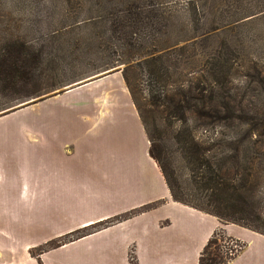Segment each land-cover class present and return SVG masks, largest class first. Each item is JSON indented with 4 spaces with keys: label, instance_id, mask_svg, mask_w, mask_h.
Wrapping results in <instances>:
<instances>
[{
    "label": "crops",
    "instance_id": "0c3cea01",
    "mask_svg": "<svg viewBox=\"0 0 264 264\" xmlns=\"http://www.w3.org/2000/svg\"><path fill=\"white\" fill-rule=\"evenodd\" d=\"M149 150L121 71L0 114V264H198L218 229L229 264H264V235L174 202Z\"/></svg>",
    "mask_w": 264,
    "mask_h": 264
},
{
    "label": "rangeland",
    "instance_id": "374dc122",
    "mask_svg": "<svg viewBox=\"0 0 264 264\" xmlns=\"http://www.w3.org/2000/svg\"><path fill=\"white\" fill-rule=\"evenodd\" d=\"M161 9L163 11H158ZM251 14L252 17L242 20V23L239 22L242 26L236 27L237 23L228 24L230 21H240ZM164 25L167 28H163ZM106 29L108 31L103 38L107 39L104 40L109 57L95 56L91 60L88 59L90 66H85L82 71L100 67L101 70L98 71L100 73L90 72L84 76L86 79L108 71L122 72L128 63L141 64L142 56L155 47L163 48L185 37H195L192 43L190 41L187 44H180L179 46L186 48L171 56L175 62L171 63L170 78L155 75L152 78L145 72L132 69L129 72L128 83L129 92L135 101L134 105L142 118L143 126L146 127L149 144L152 138L159 139L163 158L175 172L174 179L177 184L181 185L186 193L191 191L200 195L195 184L200 172L189 164L192 160L185 157L184 147L187 143L193 144L196 152L212 149L210 156L225 157V154H222L224 149L228 150L227 152L230 149L227 148V144L231 143L232 147L234 143L239 145L243 129L251 128L256 134V138L253 139L259 141L255 147L264 157V84L258 86L251 78L255 72L264 70V0H0V113L60 93L57 91L43 96L45 98L40 97L47 93L46 90L49 91L47 84L53 81L55 85L64 83L59 90H65L69 87L68 84L76 82L70 80L75 75L64 67L67 71L65 78H55L53 81L47 79V83L41 85L43 86L41 88L31 86L26 87L27 92L12 93L11 78L4 74L5 69H9L5 63L14 59L19 50H24L21 49L23 47L21 42L27 43L24 45L31 46L34 50L50 48L61 38L64 40L70 38L71 40L66 42L73 46L76 41L86 45L89 41L88 34L92 32L96 39L92 43L93 47L87 51L98 52V49L105 47L100 34ZM126 34L134 38L132 48L120 39V37L126 39ZM44 58L42 60L44 68L55 61L54 56ZM225 60L231 61L230 66ZM212 67L220 69L221 107L217 105L210 107L206 104L205 108H202L198 103L201 97L199 95H210L208 90L212 79L209 73ZM78 72L80 74L79 70ZM183 87L189 89L187 92L189 104L178 103L180 95L185 94L182 91ZM216 90L217 95L220 92ZM172 98L175 103L169 108L168 103ZM218 109L221 116L234 113L246 115L245 117L253 121L250 120L248 126L244 128L241 121L224 122L207 118L215 116ZM181 114H184L186 119L183 120ZM233 138L236 142H232ZM252 172L258 180L253 192L256 198L252 205L264 214V162L261 167H254ZM202 198L207 199L206 196ZM157 205L158 203H155L149 208ZM186 206L192 208V204L186 203ZM196 207L198 208L192 209L205 213L200 206ZM146 208L148 207L143 209ZM129 214L122 218L110 219L102 226L133 216ZM220 222L222 225L232 224L226 220ZM260 223L264 225V220L255 222L252 229L264 235V227L260 226ZM99 227L101 226L97 225L92 229L78 231L72 236L56 239L33 253L38 257L43 251L57 248L56 245L89 234ZM211 238L210 248L203 249L201 253V256L203 254V257H200L203 260L201 264H209L212 257H216L219 264H224L229 258L233 260L244 246L241 241L228 237L223 229L215 231ZM131 264L136 263L131 261Z\"/></svg>",
    "mask_w": 264,
    "mask_h": 264
},
{
    "label": "trees",
    "instance_id": "16d2710c",
    "mask_svg": "<svg viewBox=\"0 0 264 264\" xmlns=\"http://www.w3.org/2000/svg\"><path fill=\"white\" fill-rule=\"evenodd\" d=\"M158 11H163V9L158 10ZM253 14L247 15L241 18L240 21H234V22L230 21L228 24L237 23V25H235L236 27L242 26V24L240 25V23H242L241 21L252 17ZM163 28H167V26L164 25ZM113 30H116V29H113ZM107 31L108 30L106 29L104 33L100 34V38H102V40L106 39V37L103 38V36H105ZM53 34H55V32ZM87 39L89 41L86 43V45H81L79 44V42L74 40V42L76 41V43H74V46H73L72 44H68V42H66V40L70 41L71 40L70 38H67L66 40L61 38L58 40L57 44H52L50 48H46V49L44 48L45 50L42 48L41 49L38 48L37 50H34L32 49L33 47L31 46L28 47L24 45L27 43L21 42L20 44H22L23 46L21 47V49H24V50L23 51L19 50L18 54L16 55L14 59H11V61H7L5 64L6 66H9V69L8 70L5 69V73L4 71H2L5 74V76L11 78V81H12L11 84L13 85L11 92L12 93L15 92V94H19L22 91L27 92V90L25 89L31 86H38L37 88L39 87L41 88L43 87L41 85L47 83L46 82L47 79H49L50 81H53L55 78L56 79L60 77L65 78L67 71H70L75 75L74 78L70 80L76 81V82H73L67 85V86H70L74 83H78L86 79L84 78V76H86L90 72L93 73V72L100 71L101 67L98 69L91 68V70H88L89 68H87L85 69V71L81 70L82 68H85V66H90V64L87 62L88 59L91 60L95 56H97L98 58L99 57H102V58L109 57L107 53L108 48L106 47L107 44L105 40H104L105 47H102V49L100 50L98 49V52H95V50L87 51L88 49L93 47L92 43L96 39L94 38L92 32L88 34ZM120 39L123 40L124 44H126L127 46L131 48L134 46V38L132 36L127 35L126 39L123 37H120ZM194 39L195 37L193 36L185 37L181 40L175 41V43L171 46H166L163 48L155 47L153 50L146 52L142 56L141 59L143 61L141 64L138 63L136 65H132V64L129 65L128 63L127 64L128 66L124 70H122L123 78L126 82L127 87L129 88L128 86L129 72L132 69H136V71L138 72L140 71L141 73L145 72L146 74L149 75V77H152V78L154 77V75L156 77L160 76L162 78L163 77L170 78L169 73H170V68L172 66L171 63L175 62V60L171 58V56L174 55L177 51H183L186 48V46H179L180 44L182 43L187 44V43H190V41L192 43ZM72 48H74V50H72ZM126 55L129 57L128 54ZM44 56L45 57L46 56L55 57V61L52 62V64L48 66L49 68L42 67V63H43L42 60L45 59ZM226 63H228V66H230L231 61L227 60ZM123 64H126V63H123ZM64 67L67 68V71ZM78 70L80 71V74ZM219 71L220 69L217 70L215 67H212L210 70L209 76H211L210 78L212 79V82L214 83L211 82V87L209 88V90L204 89L206 91L208 90V93L210 94L209 96H206L203 94L199 95L201 97L199 98L200 102L198 101V103L200 104L202 108H205L206 104L209 105L210 107L213 105H217L221 107V92L219 88L221 77H220ZM254 74L255 75H251L253 82L256 83L258 86L263 85L264 84V70H262V72H257V73L255 72ZM224 79L226 78H223V80ZM68 81H65V83ZM63 84L64 83H58L57 85H55V81L51 82L50 84H47L49 85L48 87L49 91L46 90L47 93H45L44 95L40 97L45 98L43 96H46L53 92L60 91L61 93L63 91H66V89L59 90L60 88L64 86ZM183 89L182 91L185 94L180 95L178 99V103L189 104V99H187V94H188L187 92L189 91V89L187 87H183ZM216 89H218L220 92L217 95H216V92H217ZM31 95H33V92L31 93ZM31 95H26V97L31 96ZM132 99L134 101L133 96H132ZM204 99H207V100H204ZM174 103H175L174 98L170 99L168 103L169 108ZM13 110L15 109H10L7 112L13 111ZM219 113L220 111L218 109V111H216L215 116L207 117V118H215L216 120H221L224 122L226 121L234 122L235 120L239 122L241 121V124L243 125V127L248 126L250 120L253 121V119H249L245 117L246 115L245 116L236 115L232 113L227 116H221V114ZM181 116L183 120L186 119L184 114H181ZM144 128H145V131L147 132L145 125H144ZM242 132L243 133L240 136L241 139H240L239 145H237V143H234V146L232 147L231 143L227 144L228 146L227 148L228 149L230 148V149H229V152H227L228 150L224 149V152L222 154H225V157L223 156L220 158L219 157L216 158L215 156L214 157L212 155L210 156L211 154L210 150L212 149H209L206 152L205 151L196 152V148L192 147L193 144L187 143V145H185L184 153H185L186 159L187 160L191 159L192 162L189 161V164L193 165L198 170V172H200V177L195 183L200 192V195L198 193H194L191 191L186 193L184 189L180 187L181 185L177 184V181L174 179L175 172L172 171V169L170 168V165L163 158L162 146L160 145V142L158 141L159 139L152 138L151 139L152 141L150 140L149 153H150V156L156 161V163L160 167L163 177L170 191L171 198L173 199L174 202L179 203L181 205H185V206H186V203L192 204L191 207L194 209L198 208L196 206H200L201 209L206 214L217 218L219 221L226 220L227 222L229 221L232 224H235L245 229H248L250 231L256 232L255 230L252 229V225L255 224V222L263 221L264 214L262 212L257 211L255 207H253L252 205V201L256 198V195H254L253 192H255V186L258 184L257 177L253 176L252 171L254 167H257V166L261 167V165L264 162V157L259 153L258 149L255 147V144L259 143V141H257L256 139H253V138H256L255 132L252 131L251 128L243 129ZM231 140L232 142H236L235 138ZM251 144H253L254 146ZM174 187H175V190H174ZM202 196H206L207 199L202 198ZM131 214L134 215V213H130L129 215ZM260 226L264 227L263 224H261ZM84 235L86 234L80 235L76 237L75 239L73 238L70 241L76 240ZM211 239L206 244L204 250H206L207 248H210L211 246L210 243H212ZM60 245L61 244H58L56 245V247ZM202 257H203V254L201 258ZM201 258L198 264H201L203 262ZM227 260L228 262L224 264H229V262L232 261V258H229ZM209 264H219V263L216 257H212L210 258Z\"/></svg>",
    "mask_w": 264,
    "mask_h": 264
},
{
    "label": "water",
    "instance_id": "95a60500",
    "mask_svg": "<svg viewBox=\"0 0 264 264\" xmlns=\"http://www.w3.org/2000/svg\"><path fill=\"white\" fill-rule=\"evenodd\" d=\"M109 72H110V71L105 72V73H103V74L95 75V76L90 77V78H88V79H86V80H84V81H81V82H79V83H74V84L70 85L69 87H67V88H65V89L71 88V87H73V86H77L78 84H82L83 82H86V81H90V80H93V79L99 78V76L104 75V74H107V73H109ZM23 105H24V104H23ZM7 111H8V110H7ZM5 112H6V111L1 112L0 114H3V113H5Z\"/></svg>",
    "mask_w": 264,
    "mask_h": 264
}]
</instances>
